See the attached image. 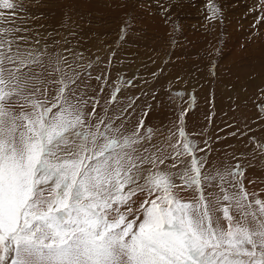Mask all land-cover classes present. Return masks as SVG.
I'll use <instances>...</instances> for the list:
<instances>
[{
    "label": "snow or ice",
    "instance_id": "1",
    "mask_svg": "<svg viewBox=\"0 0 264 264\" xmlns=\"http://www.w3.org/2000/svg\"><path fill=\"white\" fill-rule=\"evenodd\" d=\"M17 7L0 0V264H264V199L239 160L216 166L183 113L160 144L147 112L131 133L98 117L83 54L22 48Z\"/></svg>",
    "mask_w": 264,
    "mask_h": 264
},
{
    "label": "rangeland",
    "instance_id": "2",
    "mask_svg": "<svg viewBox=\"0 0 264 264\" xmlns=\"http://www.w3.org/2000/svg\"><path fill=\"white\" fill-rule=\"evenodd\" d=\"M209 2L15 0L14 12L3 11L5 19L27 29L20 33L27 42L46 31L44 51L61 53L67 43L83 54L98 117H120L131 133L147 112L144 127L160 144L176 133L183 113L189 138L200 147L207 141L221 169L239 160L247 169L248 191L264 199V3L211 0L222 14L209 19ZM130 18L134 30L126 27ZM194 195L181 193L185 200Z\"/></svg>",
    "mask_w": 264,
    "mask_h": 264
},
{
    "label": "bare ground",
    "instance_id": "3",
    "mask_svg": "<svg viewBox=\"0 0 264 264\" xmlns=\"http://www.w3.org/2000/svg\"><path fill=\"white\" fill-rule=\"evenodd\" d=\"M45 32L46 31H42L41 33H38L39 35H37V37L32 38V42H34V43H32V42H30V43L29 42H27V43L21 42V43L25 44V46L27 45L26 48H29V49L34 50V51L35 50H43L42 47L44 46L45 41H44V39H43V41L41 40V36L43 37L46 34ZM26 37H27V40H28V36H26ZM37 41L39 43H37ZM220 109H221V107H219V110H218L219 112H221ZM222 109H224V108H222Z\"/></svg>",
    "mask_w": 264,
    "mask_h": 264
}]
</instances>
